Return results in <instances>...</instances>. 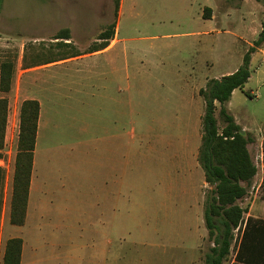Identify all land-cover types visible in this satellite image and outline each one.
Returning <instances> with one entry per match:
<instances>
[{
  "label": "rangeland",
  "instance_id": "rangeland-1",
  "mask_svg": "<svg viewBox=\"0 0 264 264\" xmlns=\"http://www.w3.org/2000/svg\"><path fill=\"white\" fill-rule=\"evenodd\" d=\"M192 1L193 8L191 0H124L119 13L115 0L4 1L0 65L17 57L14 87L31 83L29 96H36L35 81L43 72L23 77L25 64L88 54L111 25L120 39L109 55L118 60L119 78L109 80L119 116L116 103L101 100L100 78L75 80L67 73L61 78L66 98L45 106L30 217L24 227L9 230L8 217L0 221L3 242L9 235L24 239V264H206L214 244L205 213L214 187L204 184L196 152L204 106L199 89L240 68L251 47V78L227 109L253 139L249 151L259 170L239 202L247 210L242 227L249 218L264 220V43L255 46L264 28V2ZM206 6L214 10L200 21L205 47L196 53L186 34L196 30ZM64 29L71 40H55ZM107 56L66 62L54 71L97 65ZM111 119L119 123L109 124ZM107 133L113 142H105ZM19 134L5 136L7 193ZM106 144L109 151L119 145L118 176L105 170ZM234 235L224 264L236 261L241 235ZM3 255L2 247L0 264Z\"/></svg>",
  "mask_w": 264,
  "mask_h": 264
},
{
  "label": "trees",
  "instance_id": "trees-1",
  "mask_svg": "<svg viewBox=\"0 0 264 264\" xmlns=\"http://www.w3.org/2000/svg\"><path fill=\"white\" fill-rule=\"evenodd\" d=\"M5 0H0V13ZM243 1V0H234ZM264 2V0H262ZM121 0H115L116 11L119 13ZM211 9H205L210 16ZM116 32V24L103 31L98 40L100 44L92 47L90 53L104 50L109 46ZM70 30L60 31L55 40L69 41ZM264 43V28L255 46ZM69 47L71 43H60ZM255 47L244 56L243 65L235 72L220 79H211L205 88L200 90L204 100L205 110L201 121L202 142L198 161L204 172L205 181L214 187L211 202L205 213V225L209 231V239L214 244L206 255V264H224L232 249L234 232L239 229L241 240L233 264H264V220L249 218L243 229L244 215L247 210L239 202L249 192L254 178L259 170L249 151L253 139L246 134L227 109L234 91L243 90L251 78L250 64ZM63 54L66 60L79 56L77 53ZM48 58L41 65L53 63ZM38 64L24 65V69L37 67ZM17 57L7 58L0 65V91L9 94L14 86ZM220 109V118L224 126L219 127L216 112ZM9 100L0 99V159L4 150L5 136L8 126ZM40 104L37 100H26L20 111V134L18 153L15 163L14 186L12 197V212L10 223L13 226H24L27 219V208L31 178L34 166ZM264 149V143H263ZM264 159V157H263ZM5 172L0 167V221L4 197ZM24 241L12 238L7 241L3 264H21Z\"/></svg>",
  "mask_w": 264,
  "mask_h": 264
},
{
  "label": "crops",
  "instance_id": "crops-1",
  "mask_svg": "<svg viewBox=\"0 0 264 264\" xmlns=\"http://www.w3.org/2000/svg\"><path fill=\"white\" fill-rule=\"evenodd\" d=\"M191 2L192 3H190L189 7L193 8L194 3L192 0H191ZM123 3H124V0H121L119 12L122 10ZM207 8L211 9V11L214 10V9L206 6L205 9H207ZM205 9H204V15L202 16L203 19H199V18L196 19V22H197V25L195 26L196 30L186 34V35H188V38H190L189 39L190 40V44H189L190 49L193 51H196V53L202 52L204 47H205V42L203 39L204 32L202 30H199L200 21L203 22L202 20H205ZM213 19H214V16L212 18L207 19V20L213 21ZM118 31H119V29L116 26L115 35L111 40H109V42H110L109 46L107 48H105L104 50L94 52V53H88V54L81 55V56L70 57L66 60L54 59L53 63L46 64V65L38 64V66L35 68L24 69L23 70V73H24L23 77L34 72L33 70H35V69L37 70L36 71L37 73L43 72L42 76H38L36 81H35V86H36V96L35 97L29 96V94H28L31 83L24 85L22 82V84L17 88H15L13 86V89L9 94H4L0 91V99L1 98H8V100H9V114H8V126H7V131H6V139L7 138L9 139L10 137L15 139V136L17 137L19 134L16 131V128L19 129V126H20V111H21V107H22L23 102H25L26 100H37L40 104V117H39V123H38L36 150H35V154H34V166H33L31 186H30V191H29L28 208H27V216H26L27 219H28V217H30L31 206L34 205L33 198L38 191V184L34 183L35 157L37 154L39 137L41 135V131H42V127H43L42 121L44 119L45 106H47V104L51 103L52 102L51 99H53V98L54 99H58V97L66 98L65 94L62 93L65 90H64V86L62 85L61 78L64 77L66 75V73L70 79H75V80L80 76L85 77L86 79L100 78L102 81L101 87L99 89V91H101V96H100L101 100L102 101L108 100V101H111L112 103H116V107H117L116 111H117V115L119 116V100L118 99L115 100L114 97L112 96L113 91H115V89L113 87H111L110 80H109V78H113V79L119 78V68L117 66L118 60H115V58L112 55L109 56L110 54L113 53V51L116 49V47L120 43V39L118 37V33H119ZM104 56H107L106 59L104 61L101 60L102 62H100L97 65H92V66L79 65V66H76V68H71V69H67L64 71H54L55 68L63 67L66 62H68V63L77 62L78 63L79 60L84 61V60H87L89 58L104 57ZM115 65H116V67H115ZM238 69L239 68L234 70L233 73H235ZM16 71H17V67H16ZM121 72H122V70H121ZM227 75H229V74H227ZM223 76H225V75H223ZM223 76H220V77L215 78V79H220ZM75 80H74V82H76ZM209 80H211V79H209ZM208 81H207V83H208ZM112 82H114V81L112 80ZM207 83H206V85H207ZM205 87L206 86H204L203 88H205ZM203 88H200L199 91ZM69 89L70 88H68V90ZM74 91H77V89L74 88ZM203 103H204V100H203ZM104 104H107V103H104ZM121 106H122V100L120 101V108H121ZM204 110H205V104L203 106L202 112H200V114H199V126L198 127L200 130H201L202 117L204 115ZM121 116L123 118V110H122ZM18 120H19V123H18ZM115 123H119V120L117 119V121L115 122L114 119H111L109 121V124H115ZM243 131L246 132L245 129H243ZM114 138H115L114 135H108V133H107V136L105 137V142L106 143H109V141L113 142ZM197 138H198V140L200 139L202 142V134H199ZM6 143H8V142L6 141ZM200 147H201V145L198 146V148L196 149V152L198 153L197 156H199ZM120 148H122V147L120 146ZM106 152L107 153L105 154V156H106V160H105L106 161V168H105V170H106L108 175L109 174L111 175V177H114L115 174H117V176H118L119 175V167H118V165H119V145L117 144L116 149H114L112 147V149L109 151V146L106 144ZM2 154H3V151H2ZM107 163H108V165H107ZM198 163H199V161H198ZM13 182L14 181H12V183H11L12 184V187L10 188L11 190L8 193L6 192L5 184H4L5 190H4L3 205H2V212H1V217H8V224L9 225L5 228V229L8 228V230H9L10 226L22 228L27 223V219H26V223L24 226H13L10 223V217H11V212H12ZM204 184L209 185L205 181V176H204ZM2 234H3V227L1 226V223H0V251L3 247V253L5 254L7 241L12 239V238H21V237H18V236L12 237L9 235L5 239V241L3 242L2 241ZM21 239L24 241L23 238H21ZM25 250H26V248H25V241H24L21 264H24V262H25ZM3 257H4V255H3Z\"/></svg>",
  "mask_w": 264,
  "mask_h": 264
},
{
  "label": "built area",
  "instance_id": "built-area-1",
  "mask_svg": "<svg viewBox=\"0 0 264 264\" xmlns=\"http://www.w3.org/2000/svg\"><path fill=\"white\" fill-rule=\"evenodd\" d=\"M0 167H1L2 169L5 168V160H4L3 157L0 159ZM236 231L239 232V229H237Z\"/></svg>",
  "mask_w": 264,
  "mask_h": 264
}]
</instances>
